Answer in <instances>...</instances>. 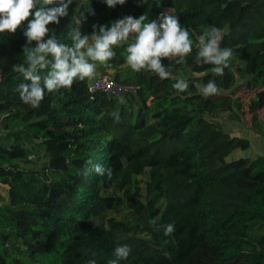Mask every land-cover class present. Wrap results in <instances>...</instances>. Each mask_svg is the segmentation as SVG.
I'll return each mask as SVG.
<instances>
[{
  "label": "trees",
  "instance_id": "trees-1",
  "mask_svg": "<svg viewBox=\"0 0 264 264\" xmlns=\"http://www.w3.org/2000/svg\"><path fill=\"white\" fill-rule=\"evenodd\" d=\"M167 11L179 17L192 40L211 27L228 30L221 47L232 48L234 55L222 76L215 75L213 65L195 63L199 47L193 46L184 64L162 60L172 78L135 72L127 64L131 41H126L114 48L116 56L107 65L97 62V70L101 76L112 71L115 82L135 88L136 95L126 91L117 100L96 93L90 99L85 79L46 92L40 106L32 108L15 91L26 81L13 71V65L25 64L28 21L15 33H0V116L18 118L25 136L41 139L46 156L35 171L18 163L30 156L20 137L0 142V224L5 223L0 264H22L8 260L7 246L16 244L33 263L44 261L40 264H88L93 259L109 264L114 248L124 244L131 253L120 264H264V171L252 175L244 158L226 162L234 149L249 148L247 139L207 132L214 130L208 118L224 112L233 116L240 108L230 93L235 72L249 78L246 85L264 88V28L253 34L246 29L235 39L238 20L231 0H190L183 7L174 0H126L114 8L104 0H73L69 15L48 27L62 43L71 44L68 33L80 21L82 34L91 35L93 25H110L125 16L147 15L152 21ZM177 79L188 81L186 92L173 87ZM209 80L223 93L204 97L199 88ZM263 105L260 91L250 112ZM89 160L112 168V176L85 175ZM145 170L149 181L142 196L137 185L135 191L131 188ZM178 179L183 183L176 202L161 211V200ZM119 192L129 202V218L105 220L106 210L117 209ZM168 223L175 224L172 236L159 228Z\"/></svg>",
  "mask_w": 264,
  "mask_h": 264
},
{
  "label": "clouds",
  "instance_id": "clouds-1",
  "mask_svg": "<svg viewBox=\"0 0 264 264\" xmlns=\"http://www.w3.org/2000/svg\"><path fill=\"white\" fill-rule=\"evenodd\" d=\"M125 2L104 0L109 8L124 5ZM72 3L73 0H0V33H15L24 21H28L23 32L26 39L22 50L25 64L13 65V71L22 74L26 81L19 83L15 91L21 101L32 108L40 106L46 92L70 88L77 80L95 79L97 62L107 65L116 56L114 48L126 41H131L126 49L128 66L135 72H153L161 80L172 78V72L162 63L163 59H175L177 64H184L186 57L192 53L190 32L181 25L179 17L169 11L152 21H148L147 15L138 18L125 16L110 25H93L91 35L82 34L80 21L68 33L71 44L62 43L54 33H50L48 25L59 24L60 18L67 17ZM89 12L95 14L91 9ZM30 16L32 19L29 20ZM222 39V30L216 27L201 34L195 58L197 65H213V72L217 76L224 74L234 55L232 48L221 47ZM173 87L184 93L189 83L177 79ZM199 90L204 97L220 92L214 80H209ZM113 116L119 121L118 114L114 113ZM87 163L90 167L85 175L112 176V168H105L91 160ZM152 223L155 225V220ZM159 228L163 229L165 236H172L176 231L174 223L159 225ZM130 253L131 248L127 244L116 246L109 264H120ZM88 264H96V261L89 260Z\"/></svg>",
  "mask_w": 264,
  "mask_h": 264
},
{
  "label": "rangeland",
  "instance_id": "rangeland-1",
  "mask_svg": "<svg viewBox=\"0 0 264 264\" xmlns=\"http://www.w3.org/2000/svg\"><path fill=\"white\" fill-rule=\"evenodd\" d=\"M81 2L83 0H77ZM176 6L183 7L190 0H174ZM234 6L233 18L237 19L236 24V34L235 39L243 36L245 30L249 29L252 34L254 32H260L264 28V0H231ZM247 5V9H241L242 6ZM123 18V17H121ZM228 30L226 33L227 34ZM223 40V39H222ZM193 47H199L198 38L193 40ZM237 67L242 68V65L237 62ZM124 71L128 70L126 65L122 66ZM97 75L99 72L97 70ZM96 75V76H97ZM108 76H112L113 72L108 71L106 73ZM235 85L231 88L230 93L233 94L234 100L240 106L239 109L235 107V114L231 116L229 113H221L217 117L208 118L209 122L213 125L212 128H208L207 132L209 134H214L215 132L227 134L230 137L245 138L249 142V148L245 151L240 148L234 149L226 158V162H231L244 158L251 165V174L254 175L259 172L264 171V105L262 108L258 109L256 112H250V106L252 102L257 101V94L260 91H264V88H260L257 85H246L249 78L240 72H235ZM219 93H223L220 91ZM137 108H133V112L136 113ZM23 131V126L20 124L18 118H8L5 116H0V142L12 143L14 142V136L20 137V143L25 146L30 152V156L27 162H18L20 166L39 171L43 163L46 160V156L43 154L41 139L34 138V134L31 133L29 137L25 136ZM149 181L148 170H145L143 174L135 178L136 184L131 188L135 191V186L139 190L142 196L146 195V183ZM182 180L178 179L173 183V187L168 190L166 197L161 200V211L168 208L169 203L176 202L178 197L180 186ZM227 192V191H221ZM231 194H236V192L230 191ZM107 195H111L112 191H107ZM117 197L120 198V203L116 210H106L104 212V219L115 218L116 220H127L129 218V202L124 195V192L117 193ZM5 223L0 224V228L4 226ZM139 237H144L140 235ZM7 256L8 260H19L22 264H40L44 262L37 258L36 263L34 259L27 255L26 249L16 244L15 246H7ZM49 257V255H48ZM41 264H46L41 263Z\"/></svg>",
  "mask_w": 264,
  "mask_h": 264
},
{
  "label": "built area",
  "instance_id": "built-area-1",
  "mask_svg": "<svg viewBox=\"0 0 264 264\" xmlns=\"http://www.w3.org/2000/svg\"><path fill=\"white\" fill-rule=\"evenodd\" d=\"M86 88L90 99L96 93H102L114 97L117 100H120L126 91H131L136 95L135 88L119 85L108 75H97L95 79H89Z\"/></svg>",
  "mask_w": 264,
  "mask_h": 264
}]
</instances>
